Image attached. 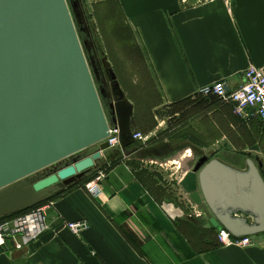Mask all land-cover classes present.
<instances>
[{"label": "crops", "instance_id": "crops-1", "mask_svg": "<svg viewBox=\"0 0 264 264\" xmlns=\"http://www.w3.org/2000/svg\"><path fill=\"white\" fill-rule=\"evenodd\" d=\"M118 1L160 89L159 113L168 115L161 122L153 115L157 127L137 149L112 147L98 161L106 172L99 196L77 184L52 199V228L37 242L17 248L8 237L0 264H264V233L247 246L220 243L180 186L185 160L196 156L238 168L258 157L264 166V122L200 92L219 81L235 90L250 65L264 66V0ZM174 189L186 207L160 199ZM81 219L90 225L80 235L61 224Z\"/></svg>", "mask_w": 264, "mask_h": 264}, {"label": "water", "instance_id": "water-1", "mask_svg": "<svg viewBox=\"0 0 264 264\" xmlns=\"http://www.w3.org/2000/svg\"><path fill=\"white\" fill-rule=\"evenodd\" d=\"M101 56L116 97L110 111L68 0H0V217L99 170L111 127L123 152L135 145L134 104L102 48ZM185 166L180 185L214 228L234 237L264 233L260 158L238 168L203 155Z\"/></svg>", "mask_w": 264, "mask_h": 264}, {"label": "rangeland", "instance_id": "rangeland-1", "mask_svg": "<svg viewBox=\"0 0 264 264\" xmlns=\"http://www.w3.org/2000/svg\"><path fill=\"white\" fill-rule=\"evenodd\" d=\"M205 1L212 0H187V3L194 4ZM68 2L74 13L75 21L78 26L77 16L72 8L71 1L68 0ZM84 6L86 7L89 21L94 28L96 42L99 43L100 47L108 55L109 61L117 74L121 87L134 104L135 109L134 116L132 117V129L133 131H140L147 134L148 132L145 131V128L152 129V127H157L153 115L159 114L157 121L161 122L167 117L165 115L168 114L166 111L159 113L162 111V109L158 107L162 99L161 92L158 85L155 83V80L150 78L147 73L145 67L146 55L139 44L137 35L125 23L123 12L118 0H84ZM85 23L91 27V24H87V22ZM79 32L84 42L80 29ZM84 45L88 57L90 58L86 40ZM90 60L92 59L90 58ZM174 126L176 127L177 124ZM157 135L160 136V133H157ZM154 136L155 135H153V137ZM179 144L180 147H183L186 145V142L183 141ZM163 176H165V173ZM180 186L177 187L181 189ZM179 189L177 191L174 189V191L167 193L166 195H161L160 199L164 200L168 197L176 204L186 207V199H182Z\"/></svg>", "mask_w": 264, "mask_h": 264}, {"label": "built area", "instance_id": "built-area-1", "mask_svg": "<svg viewBox=\"0 0 264 264\" xmlns=\"http://www.w3.org/2000/svg\"><path fill=\"white\" fill-rule=\"evenodd\" d=\"M205 96H215L220 100L232 103L237 114L243 116H257L264 122V66L250 65L244 73L243 83L235 90H228L224 81L215 82L205 86L200 91ZM134 139L146 142L149 136L140 131H133ZM110 147L120 146V130L118 127L110 128V135L106 139ZM106 177V172L99 170L90 181L85 183V188L94 196L102 193L101 181ZM55 209L52 200L37 205L26 213L19 214L10 220L0 223V246L11 237L17 248H23L37 242L48 230L52 228L50 213ZM65 224L74 234L80 235L89 228L86 219L78 221H65ZM220 243L247 246L251 243V236L234 237L222 228L218 231Z\"/></svg>", "mask_w": 264, "mask_h": 264}, {"label": "flooded vegetation", "instance_id": "flooded-vegetation-1", "mask_svg": "<svg viewBox=\"0 0 264 264\" xmlns=\"http://www.w3.org/2000/svg\"><path fill=\"white\" fill-rule=\"evenodd\" d=\"M70 1L72 4V8L74 9L75 15L77 16L78 26L84 38V42L86 40L87 48L90 53V58L93 61L95 69H97L98 71L96 78H97L98 87L100 88L101 93L103 95V102L107 106L109 111L113 110L116 97L113 92L112 82L109 79L107 73L105 72V69L101 62V58H102L101 47L99 43L96 42L94 28L91 22L89 21L87 10L86 7L84 6V0H70ZM85 22H87V24H91V27L90 25L89 26L86 25ZM196 161L197 159L194 162L190 163L189 165L193 166L196 163Z\"/></svg>", "mask_w": 264, "mask_h": 264}, {"label": "trees", "instance_id": "trees-1", "mask_svg": "<svg viewBox=\"0 0 264 264\" xmlns=\"http://www.w3.org/2000/svg\"><path fill=\"white\" fill-rule=\"evenodd\" d=\"M214 99H218L217 97H215V96H212ZM181 108V107H180ZM178 106H175L174 107V111H177V110H179L180 109ZM152 129H153V127H152ZM145 131L147 132V131H150V129H146L145 128ZM139 145H141V143H137L136 142V144L134 145V147H136V148H138V146ZM97 172H98V170H96L95 172H93L86 180H84L83 182H81V183H79V184H82V183H86V182H88V181H90L92 178H94V176L97 174ZM43 204V203H42ZM39 205H41V204H39ZM34 207H36V206H33V207H29V208H26V209H23V210H21V211H19V212H17V213H15V214H12V215H8V216H4V217H0V223H3L4 221H6V220H10V219H12L13 217H15V216H17V215H19V214H22V213H26V212H28V211H30L31 209H33Z\"/></svg>", "mask_w": 264, "mask_h": 264}, {"label": "bare ground", "instance_id": "bare-ground-1", "mask_svg": "<svg viewBox=\"0 0 264 264\" xmlns=\"http://www.w3.org/2000/svg\"><path fill=\"white\" fill-rule=\"evenodd\" d=\"M189 153V154H192L191 150H187L186 153H182L181 157H180V160H181V163H183V161L185 160V157H186V154ZM188 157V156H187ZM192 157V156H191ZM188 159V158H187ZM185 164V163H184ZM183 164V165H184Z\"/></svg>", "mask_w": 264, "mask_h": 264}]
</instances>
